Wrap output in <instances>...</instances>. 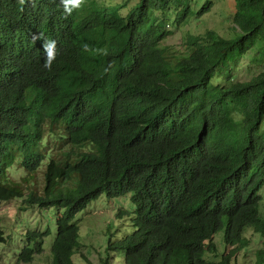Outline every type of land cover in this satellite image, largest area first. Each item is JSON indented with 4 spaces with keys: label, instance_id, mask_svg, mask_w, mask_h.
<instances>
[{
    "label": "trees",
    "instance_id": "1",
    "mask_svg": "<svg viewBox=\"0 0 264 264\" xmlns=\"http://www.w3.org/2000/svg\"><path fill=\"white\" fill-rule=\"evenodd\" d=\"M232 1V35L187 31L176 51L166 29L188 25L193 0H81L67 16L60 0H36L33 15L32 0H0L1 29L18 14L35 36L10 51L0 34V202L53 217L50 264H93L76 217L101 195L131 194L135 219L98 264H238L245 235L264 237V0ZM255 45L261 71L224 85L221 69ZM50 234L27 229L11 264H33Z\"/></svg>",
    "mask_w": 264,
    "mask_h": 264
},
{
    "label": "rangeland",
    "instance_id": "2",
    "mask_svg": "<svg viewBox=\"0 0 264 264\" xmlns=\"http://www.w3.org/2000/svg\"><path fill=\"white\" fill-rule=\"evenodd\" d=\"M104 1L106 5H114L123 0ZM204 1L193 0L192 8L196 14L190 19L186 27L178 30L166 29L169 34L163 45L168 46L170 50L178 51L187 31H191L194 35L203 33L205 30H213L221 36L232 35L231 30L228 29V24H230V17L234 13L233 1L214 0L211 10L197 17L198 9ZM259 52V46L255 45L243 58L223 67L220 71L223 84L245 81L250 75L261 71L258 63L260 59ZM23 174L24 171L20 169L11 170L9 175L11 179L18 181ZM260 195L262 197L261 202L264 203V186L260 190ZM130 197L131 194H126L118 198L108 199L105 195H101L77 215L79 252L93 264H98L99 259L104 257V250L109 238L115 241L121 236L133 232L135 206L132 204ZM22 205L21 200L0 202V221L3 226H6L3 227L5 234L10 237L7 244H0V264H11L13 255L22 246V234L27 229H45L47 225L51 230V234L44 241L46 252L37 257L33 264H50L48 251L54 235L53 217L49 215V219L46 220L37 207L23 209ZM120 211L125 212L121 217H119ZM245 236L248 240V246L237 255V262L238 264H256L260 260L257 253L263 249L264 237L253 232L247 233ZM214 238L216 242L221 241V233ZM219 250L222 251L221 246ZM78 255H74L73 258L77 257L78 259ZM261 258L264 260V253Z\"/></svg>",
    "mask_w": 264,
    "mask_h": 264
},
{
    "label": "clouds",
    "instance_id": "3",
    "mask_svg": "<svg viewBox=\"0 0 264 264\" xmlns=\"http://www.w3.org/2000/svg\"><path fill=\"white\" fill-rule=\"evenodd\" d=\"M22 1V0H20ZM34 2V5L31 7L32 15L35 12L40 13L42 8L36 0H32ZM60 4L62 5V13L67 16L69 15L73 9L79 8L81 5V0H60ZM14 22L13 26L15 27V30H11L10 28H7L6 30H2L1 28H4L6 25L0 24V34L1 32H10L12 33L13 39L10 41H6L10 49H13V47H18L20 49H23L22 47L26 44H34L35 39L34 35L32 33V25L30 24V18L20 19V16L18 14H13L12 16ZM16 38V39H14ZM41 50L43 52V64L42 67L45 69H50L52 66L53 61L56 59L57 56V49H56V41L52 39H45L41 43ZM11 51V50H10Z\"/></svg>",
    "mask_w": 264,
    "mask_h": 264
}]
</instances>
